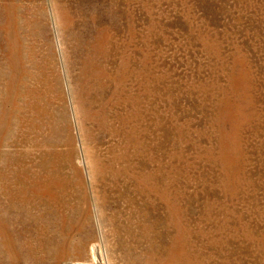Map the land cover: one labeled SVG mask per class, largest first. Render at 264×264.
Segmentation results:
<instances>
[{"label": "rangeland", "instance_id": "obj_1", "mask_svg": "<svg viewBox=\"0 0 264 264\" xmlns=\"http://www.w3.org/2000/svg\"><path fill=\"white\" fill-rule=\"evenodd\" d=\"M0 264H264V0H0Z\"/></svg>", "mask_w": 264, "mask_h": 264}]
</instances>
